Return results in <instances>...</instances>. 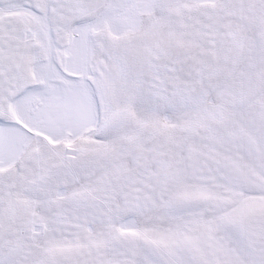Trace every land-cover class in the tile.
<instances>
[{
    "label": "snow or ice",
    "instance_id": "snow-or-ice-1",
    "mask_svg": "<svg viewBox=\"0 0 264 264\" xmlns=\"http://www.w3.org/2000/svg\"><path fill=\"white\" fill-rule=\"evenodd\" d=\"M0 264H264V0H0Z\"/></svg>",
    "mask_w": 264,
    "mask_h": 264
}]
</instances>
